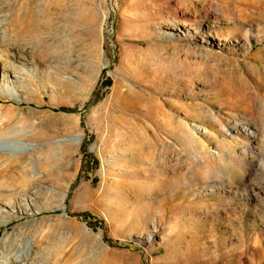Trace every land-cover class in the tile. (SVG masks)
<instances>
[{
    "label": "rangeland",
    "instance_id": "1",
    "mask_svg": "<svg viewBox=\"0 0 264 264\" xmlns=\"http://www.w3.org/2000/svg\"><path fill=\"white\" fill-rule=\"evenodd\" d=\"M263 126L264 0H0V264H264Z\"/></svg>",
    "mask_w": 264,
    "mask_h": 264
},
{
    "label": "bare ground",
    "instance_id": "2",
    "mask_svg": "<svg viewBox=\"0 0 264 264\" xmlns=\"http://www.w3.org/2000/svg\"><path fill=\"white\" fill-rule=\"evenodd\" d=\"M10 94H14V90L12 88H9ZM263 130H264V126H263ZM242 132L246 133L247 135L251 136L254 138L255 134L253 132H251L248 128H242Z\"/></svg>",
    "mask_w": 264,
    "mask_h": 264
}]
</instances>
